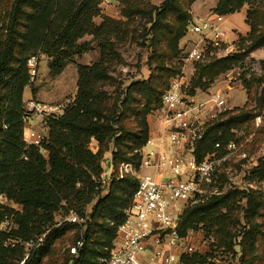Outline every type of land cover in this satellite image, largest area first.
Returning a JSON list of instances; mask_svg holds the SVG:
<instances>
[{"label": "trees", "instance_id": "1", "mask_svg": "<svg viewBox=\"0 0 264 264\" xmlns=\"http://www.w3.org/2000/svg\"><path fill=\"white\" fill-rule=\"evenodd\" d=\"M245 2L253 6L246 13L245 22L251 27L253 37L249 51H254L264 46V30H258L264 22V0H219L214 12L219 16L234 14L241 11ZM99 3L100 0H0V9L5 12L2 21L7 29L0 34V193L19 207L13 211L18 223L13 237L29 240L42 226L49 228L46 244L32 251L25 264H53L52 245L77 227L73 223L55 227L54 213L63 202L67 208L80 213L82 207L95 198L84 233L85 245L77 256L68 250L69 257L64 264H106L103 259L110 255L117 228L124 221L123 211L132 202L138 182L130 175L114 178L102 195L103 191L96 189L94 178H99L103 172L102 158L110 143L114 147L112 164L115 167L124 163L138 166L139 151L150 137L146 115L153 107H161L162 95L168 88L167 73L173 74L163 61L172 58L171 52L177 50L176 42L191 21L186 17L184 22L165 23L163 18L182 16L185 12L180 0H163L161 11L151 21L149 33L154 50L150 61L152 64L154 60L157 67L148 79L132 81L114 96L99 88V82L111 79L104 63L79 65L77 95L60 117L48 120L50 137L42 143L47 150L44 155L39 146L29 145L24 140L23 93L29 84L27 59L40 49L52 59L49 62L52 75L59 74L74 50L78 54L86 50L77 45V40L87 32L92 33L90 20L98 12ZM113 6L119 9L120 16L134 11L123 0L114 2ZM162 42L166 44L164 50L160 47ZM101 49L103 55L114 54L109 41L102 43ZM240 59V55H232L201 66L193 87L207 86ZM249 115L254 114L243 108L236 113L227 110L220 114L198 143L199 160L229 129L243 124L241 122ZM92 139L99 144L97 153L87 148ZM254 177L264 181V161L255 169ZM239 196V191H229L188 207L181 217L179 232L186 236L189 230L201 224L213 228L220 246L231 251L236 244L240 246V264H264V196L260 192L247 195L243 209L245 225L238 233L241 241L236 243L240 224ZM8 237L0 234V264H12L13 260L24 257L22 246H5ZM183 261L197 264L205 259L194 254L185 256Z\"/></svg>", "mask_w": 264, "mask_h": 264}, {"label": "rangeland", "instance_id": "2", "mask_svg": "<svg viewBox=\"0 0 264 264\" xmlns=\"http://www.w3.org/2000/svg\"><path fill=\"white\" fill-rule=\"evenodd\" d=\"M123 1L131 5L134 9L133 13L128 16H120L119 9L114 6L107 12H102L97 8L98 12L93 14L90 20V23L93 25L92 33L87 32L77 40V45L86 47V50L80 54L74 50L70 58L66 60L62 58L65 60V67L59 74L52 75L49 68V62L52 59L42 54L38 76L34 82L29 81L25 94L23 93V105L31 99L48 104H58L68 101L71 103L74 101L78 90L79 65L92 66L95 63L102 62L108 67V75L111 79L106 82H99V88L109 96H114L117 92L120 93L132 81L149 78L152 70L157 67L154 60H152V64L150 61L154 51L152 46H150V39L152 38L149 34L152 26L151 21L161 11L163 0ZM180 1L183 4L184 8L182 12H185V15L182 13V16H168L163 18L165 23L173 24L174 20H182L184 22L186 17L191 20L202 18L214 22L210 17L218 15L214 10L219 0ZM137 9L140 12H136L139 11ZM252 9L253 6L245 2L241 11L236 12L225 25L219 24V21L214 22L227 32L228 44L224 45L225 48L213 49L211 45L206 47L201 42L199 47H202L204 52L200 58L189 59L188 52L197 46L200 37L189 35L188 27H185L184 33H182V36L176 42L177 50L171 52L172 58L163 61L164 66L169 69L171 68L173 71V74L167 73V77L169 76L166 83L167 87L173 79L179 77L183 79V91L187 97H193L194 100L200 101L205 100L212 91L221 92L226 97L229 111L236 113L237 109L243 108L254 114L252 117L251 115L247 116L240 126L229 129L227 134H224L223 139L217 140L221 142L222 148L214 153L216 157L224 160L219 164L218 171L211 183L207 184L208 194L202 201L189 202L185 205V209H187L190 206L203 203L213 196L224 195L229 191H239L240 224L236 230V243L241 241L242 236L238 235V233L242 231V227L245 225L243 209L246 208L247 195L252 192H260L264 196V181L254 177L255 169L261 161H264V46L254 51H249L253 41L251 27H249L247 32L238 28L243 24L245 12L247 13ZM4 16V10L0 9L1 19H4ZM231 25H236L237 27H233L232 30L227 29ZM258 30H264V22L258 26ZM230 33H232L231 38H229ZM106 41H109L113 45L114 54L116 55L111 54L110 57L103 55L101 44ZM164 46L166 44L162 42L160 47L163 50ZM38 51L40 49L36 52ZM232 55H240L241 59L230 70L218 76L211 83L207 82V86L200 88L193 87L201 66ZM24 97H26V100H24ZM261 101L263 104H261ZM158 109V107H153L146 115L150 131L154 130V126L156 127L158 124L156 114ZM49 119L42 120L34 117L31 124L34 128L41 130L46 139L50 137ZM212 122L209 124V127ZM219 135H221V131L218 132L217 137ZM230 141H235L240 151L230 154L226 148L227 143ZM167 147L170 148V144L167 143ZM87 148L93 153H97L99 151V144L92 139L87 144ZM213 148L214 145L201 159H204L208 153H212ZM113 150L114 147L110 143L109 150L104 152L102 167L104 171L111 165V168L118 175L121 165L115 167L112 164ZM242 153H245L246 156L243 157ZM143 172H148V170H144ZM102 173L99 178L94 179L98 185L96 189H101L103 191L102 195H105L107 185L102 183ZM96 199L82 207L80 210L82 215L76 210L67 208V205H64L63 202L62 207L54 213V222L56 220L61 221L73 211H76L81 216L89 217L90 221L93 204L96 202ZM18 209V205H14V208L9 207L6 211L14 214L13 211ZM46 227V225L42 226V229L31 237V239L36 240V243L40 242V245L37 247H43L46 244L44 242L49 232V228ZM87 227L88 225L86 228L77 225V227L69 230L64 237L54 242L52 245L53 258H51L55 261L53 264H64V261L69 257L68 247L81 234L85 233ZM14 237L17 241L15 244L24 248V257L13 260L12 264H25V258L29 253V249L26 248H33L34 245L32 243L25 245L26 242L18 239L15 235ZM186 237L193 245L192 253L187 254L186 257L197 254L205 259L203 263L197 264H240V246L236 244L234 251L220 246L213 228L209 229L201 224L196 229L189 230L186 233ZM44 260L47 262L49 259L46 258ZM68 264H71V262ZM182 264H184V261H182Z\"/></svg>", "mask_w": 264, "mask_h": 264}, {"label": "built area", "instance_id": "3", "mask_svg": "<svg viewBox=\"0 0 264 264\" xmlns=\"http://www.w3.org/2000/svg\"><path fill=\"white\" fill-rule=\"evenodd\" d=\"M118 1L120 0H100L98 8L102 12L110 11L114 2ZM4 32L7 29L0 17V34ZM188 34L200 37L197 46L188 52L189 59L200 58L204 52L199 47L201 42L206 47L211 45L213 49H222L228 44L224 28L202 18L189 22ZM41 57L42 53L38 51L27 59L30 82H34L38 76ZM183 86V79L178 77L164 91L161 107L156 113L160 136L157 140L149 137L140 149L139 166L121 164L117 175L109 165L102 173V183L105 185L126 174L138 182V190L132 202L123 211L124 221L117 228L110 255L103 259L106 264H182L183 258L193 251V245L178 229L185 205L202 201L207 196V184L211 183L219 164L224 160L214 153L222 148L220 141L215 142L212 153L200 160L196 152L197 146L204 138L209 124L229 110V106L221 92L212 91L205 100L196 101L184 94ZM71 103L48 104L33 99L26 101L23 113L26 143L39 146L46 155L47 150L42 146L46 137L41 130L31 126L32 119L58 118ZM226 148L230 154L240 151L235 141L228 142ZM241 155L246 156L245 153ZM144 170L148 172H143ZM14 205L13 200L0 193V234L9 236L5 246H15L17 242L12 233L18 229V223L14 214L6 211L9 207L14 208ZM88 221L89 217L73 211L61 221L56 220L54 226L60 227L68 222L86 228ZM23 242H26L25 245H34L33 248H26L29 249L26 261L40 242L36 243L31 238ZM84 245V234H81L68 247L69 253L77 256Z\"/></svg>", "mask_w": 264, "mask_h": 264}, {"label": "crops", "instance_id": "4", "mask_svg": "<svg viewBox=\"0 0 264 264\" xmlns=\"http://www.w3.org/2000/svg\"><path fill=\"white\" fill-rule=\"evenodd\" d=\"M238 13V12H237ZM234 14H236V13H234ZM234 14H229V15H225V16H218V15H215V16H213V17H210L211 18V20H213L214 22L215 21H219V24H221V25H225L226 23H228L229 22V19L234 15ZM245 19H246V12H245V15H244V17H243V24H242V26L241 27H238V28H240L241 30H244L245 32H247L248 30H249V26L247 25V23L245 22ZM233 27H237L236 25H234V26H230L229 28H227V29H229V30H232L233 29ZM231 34L232 33H230V35H229V38H231L230 36H231ZM25 90H26V88H25ZM24 94H25V91H24ZM25 96V95H24ZM24 100H26V97H24ZM157 118V117H156ZM157 124V123H156ZM159 124V123H158ZM156 125V127L154 126V130H151L150 131V137H153V138H155L156 140L159 138V136H160V127H159V125ZM24 137L26 138V131L24 132Z\"/></svg>", "mask_w": 264, "mask_h": 264}]
</instances>
